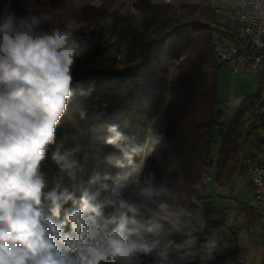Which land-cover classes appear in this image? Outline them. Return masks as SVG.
Wrapping results in <instances>:
<instances>
[{
	"label": "trees",
	"instance_id": "16d2710c",
	"mask_svg": "<svg viewBox=\"0 0 264 264\" xmlns=\"http://www.w3.org/2000/svg\"><path fill=\"white\" fill-rule=\"evenodd\" d=\"M68 5L80 9L82 21L101 22L93 43L81 39L92 50L75 61L71 85L74 95L56 128V141L68 133L77 137L79 129L82 135L75 146L80 153L90 155L72 191L76 200L84 192H99L102 200L117 182L125 185L123 191L127 192L139 180L140 169L146 167L144 138L148 132L153 133L149 127L160 112L167 127L156 190L165 191L159 199L171 205L174 215L170 220L158 221L152 232H141L140 242L150 248L142 253V264H226L232 256H219L205 249L209 233L204 225L212 213L206 202V180L214 169L216 183L226 185L237 172H246L248 160H255L250 154L241 160L238 150L245 117L255 108L262 91L264 70L259 72L257 94L245 98L232 120L222 125L217 84L220 66L214 35L226 27L217 29L221 8H212L208 0H0V24L14 13L16 24L22 20L32 24L31 18L36 17L39 23L33 27L38 32L67 30V24L58 26L51 16ZM104 36L114 39L106 48L99 43ZM110 49L115 50V56L107 58ZM101 101L108 103L105 114L93 110V105ZM94 116L102 120L94 121ZM100 125L117 126L128 137L123 142L125 147L142 149L132 158V164L124 157L118 158L120 149L105 143L108 131L103 132V141L91 145L93 129ZM215 127H219L221 137L216 163L210 136ZM261 130L264 121L248 132L256 136ZM54 149L55 145L49 146L41 163L43 174ZM103 185L108 186L107 191ZM77 207L69 201L62 207L59 220L52 217L53 221L63 220L65 213ZM239 212L244 217L248 213L252 219L258 217L248 207L240 206ZM64 231L70 232V225Z\"/></svg>",
	"mask_w": 264,
	"mask_h": 264
},
{
	"label": "clouds",
	"instance_id": "9594fccd",
	"mask_svg": "<svg viewBox=\"0 0 264 264\" xmlns=\"http://www.w3.org/2000/svg\"><path fill=\"white\" fill-rule=\"evenodd\" d=\"M31 19L16 24L11 13L0 24V264H142L140 254L150 248L140 242L141 232L174 215L159 199L164 190L135 182L125 192L117 182L104 199L84 192L79 201L59 184L46 190L40 166L49 146L55 145L51 160L75 179L78 149L57 144L56 128L74 95L72 68L85 46L70 27L38 32L39 21ZM108 132L105 143L132 164L142 149L125 147L128 137L117 126ZM69 201L78 207L54 222Z\"/></svg>",
	"mask_w": 264,
	"mask_h": 264
},
{
	"label": "rangeland",
	"instance_id": "374dc122",
	"mask_svg": "<svg viewBox=\"0 0 264 264\" xmlns=\"http://www.w3.org/2000/svg\"><path fill=\"white\" fill-rule=\"evenodd\" d=\"M95 6H99L97 2L94 3ZM221 10L218 12V18L217 22L222 27H228L230 30H233L235 28L234 24L232 22H229L228 20V10L230 7H232L231 0H228L227 2L222 4ZM51 20L53 23H55L58 26H61L62 24H67V29L72 30L74 36L81 41L82 38L86 39V42H89L90 44L93 43L97 38L96 35L99 33V28L101 26V22L98 23H90L89 21H82L83 16L81 14V11L78 7H74L72 5H68L63 7L61 10H59L57 13L52 14ZM99 40V39H98ZM98 42V41H97ZM114 42V39H109L107 36L102 37V39L99 41V43L102 45V47L106 48L109 45H112ZM90 44H86V46L91 47ZM82 45L85 46V44L82 43ZM85 51L86 53H89L92 49L89 51ZM115 56V50L110 49L107 51L106 57H114ZM120 57H118L119 59ZM217 63L220 66V70L217 75V84H218V98L221 102L220 106L218 107V112H221L225 123L229 119H232L236 108H238L240 104V100H238V97L241 93H245L246 95H249L253 89H257L258 87V79H259V73L257 72H251V73H242L237 75H232L230 69L224 65V62L221 59H217ZM244 89H241V88ZM243 91H241V90ZM241 91V92H240ZM94 121L100 122L102 118H96L94 116ZM125 120L122 121V124L124 125ZM152 126L149 128H153V133L151 135L149 132L147 133L145 143L143 144V153H144V165L146 167L140 169V175L139 180L137 182L144 184L145 182H151V184L156 189V180H157V171L160 168V152L163 146V140L165 136V131L167 127V123L164 120V117L162 113H157L152 120ZM108 131V128H106L103 125L96 126L93 129V134L91 137V145L94 146L96 144H99L101 141L104 140L106 136L102 135L103 132ZM82 133L80 130H77V137L72 134H65L62 136L61 139H58L56 142L59 144L61 141H63L64 149H78L75 144L77 143V139L80 138ZM211 139H212V159L216 163L217 157L219 155L220 150V143H221V137H220V129L219 127H215L211 133H210ZM62 149V151L64 150ZM124 157L123 153L119 155V159ZM75 159L78 161V167L75 174V179H72L68 177V175L65 172H61L60 168L51 160L49 167H47L44 177L46 180L47 188L46 190H51L53 187H55L57 184L60 185L61 190L64 188H67L69 191H73V188L75 186V182L82 176V174L85 172L88 160L90 158V155L88 153H80L78 150L75 153ZM82 165V169L81 166ZM216 165V164H215ZM213 176V181H206V193H210L209 191L215 190L214 189V183H215V170L209 171L208 176ZM207 176V177H208ZM212 179V177H211ZM239 180V186H237L238 194L243 199V201H249L251 197V192L248 191V185L251 183L250 176L247 174H242L241 176H238ZM252 204L253 207H258L257 203L254 200V191L252 195ZM147 241V240H146ZM211 242L206 244V248L208 250L216 251L215 248L219 247L214 244V247L209 249L208 245ZM147 244V243H146ZM220 248L226 246L224 242L220 241ZM140 260L142 261V253L140 254ZM143 262V261H142Z\"/></svg>",
	"mask_w": 264,
	"mask_h": 264
},
{
	"label": "crops",
	"instance_id": "0c3cea01",
	"mask_svg": "<svg viewBox=\"0 0 264 264\" xmlns=\"http://www.w3.org/2000/svg\"><path fill=\"white\" fill-rule=\"evenodd\" d=\"M241 89L244 88L242 87ZM258 90L259 83L257 89L255 87V89L250 91L251 93L249 95L241 93L238 97L240 104L236 108V111L245 98L256 95ZM223 120L224 117L221 122L222 125H227L232 119H229L227 123ZM243 130L244 132L238 150L240 159L243 160L246 154H250L256 161L264 163V130L258 132L256 136L250 135L249 130L244 129V127ZM248 142L250 143L249 146L246 145ZM242 174L245 175L246 172H237L231 182L223 186L218 185L215 181V190L206 193L207 205L212 210L209 221L204 225V229L209 233L207 243H215L219 247L215 248L216 251H212L214 249L208 250L206 243L205 249L219 256L226 254L240 256L245 264H264V225H262L261 219L257 215L258 207H253L252 204L253 188L251 183L248 185L250 187L248 191L251 192V197L248 202L243 201L240 197L241 195L239 196L238 194V176ZM213 176H211L212 179L208 176L206 181L209 179L213 181ZM240 206L251 208L252 212L258 217L252 219L250 213L247 214V217L242 216L239 212ZM220 241L224 242L226 246L220 248Z\"/></svg>",
	"mask_w": 264,
	"mask_h": 264
},
{
	"label": "built area",
	"instance_id": "2783aa9c",
	"mask_svg": "<svg viewBox=\"0 0 264 264\" xmlns=\"http://www.w3.org/2000/svg\"><path fill=\"white\" fill-rule=\"evenodd\" d=\"M228 0H224V3ZM232 7L228 10V20L235 26L217 31L218 45L216 57L221 59L230 69L232 75L242 72H257L264 70V0H231ZM218 28L222 26L217 22ZM85 51L88 47L85 46ZM264 93V77L262 91L255 108L245 117L243 127L248 130L251 121L256 119L257 111ZM108 103L101 101L93 105V110L105 114ZM250 181L254 191V200L258 205L257 215L264 225V166L249 170ZM210 180V179H209ZM234 264H245L240 256H232Z\"/></svg>",
	"mask_w": 264,
	"mask_h": 264
},
{
	"label": "bare ground",
	"instance_id": "6f19581e",
	"mask_svg": "<svg viewBox=\"0 0 264 264\" xmlns=\"http://www.w3.org/2000/svg\"><path fill=\"white\" fill-rule=\"evenodd\" d=\"M209 5L212 8L220 7L222 8V4L224 3V0H208ZM223 9V8H222ZM216 39V48L218 45V35L215 34ZM262 100H264V93H262ZM262 121H264V102H261L260 104V111H257V117L253 121H251L250 127H248V130L257 129L262 125ZM264 166V163L256 160H248L246 163V174L250 176L249 170L255 168V167H262ZM226 264H234V259L229 260Z\"/></svg>",
	"mask_w": 264,
	"mask_h": 264
}]
</instances>
